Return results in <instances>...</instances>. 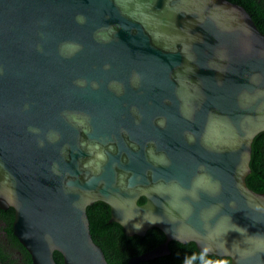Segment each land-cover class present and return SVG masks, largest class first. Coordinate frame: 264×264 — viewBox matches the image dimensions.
<instances>
[{
  "label": "water",
  "instance_id": "obj_1",
  "mask_svg": "<svg viewBox=\"0 0 264 264\" xmlns=\"http://www.w3.org/2000/svg\"><path fill=\"white\" fill-rule=\"evenodd\" d=\"M264 33L229 0H0V208L33 264H108L86 207L126 235L264 264ZM143 197L144 201L138 200Z\"/></svg>",
  "mask_w": 264,
  "mask_h": 264
},
{
  "label": "trees",
  "instance_id": "obj_2",
  "mask_svg": "<svg viewBox=\"0 0 264 264\" xmlns=\"http://www.w3.org/2000/svg\"><path fill=\"white\" fill-rule=\"evenodd\" d=\"M243 6L251 15L258 29L264 33V0H229ZM250 173L246 184L256 192L264 193V131L259 132L251 143ZM141 197L138 202L141 203ZM93 241L98 244L108 264H126L132 256L139 255L165 240L157 227L145 234L126 235L120 224L110 221L109 206L100 200L86 207ZM14 210L0 208V264H33L27 249L13 234ZM169 253L136 264H229L228 256H217L200 251L193 241L168 242ZM54 260L63 264L62 255L54 251Z\"/></svg>",
  "mask_w": 264,
  "mask_h": 264
}]
</instances>
